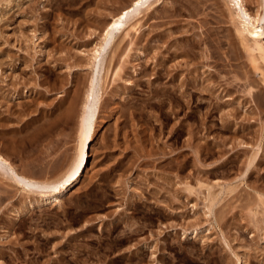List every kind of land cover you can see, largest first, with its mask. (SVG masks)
Instances as JSON below:
<instances>
[{
  "label": "rangeland",
  "instance_id": "obj_1",
  "mask_svg": "<svg viewBox=\"0 0 264 264\" xmlns=\"http://www.w3.org/2000/svg\"><path fill=\"white\" fill-rule=\"evenodd\" d=\"M133 1L0 0V155L20 175L77 160L94 49ZM237 20L228 0H162L118 35L80 180L37 203L50 188L0 174V264H264V62Z\"/></svg>",
  "mask_w": 264,
  "mask_h": 264
},
{
  "label": "bare ground",
  "instance_id": "obj_2",
  "mask_svg": "<svg viewBox=\"0 0 264 264\" xmlns=\"http://www.w3.org/2000/svg\"><path fill=\"white\" fill-rule=\"evenodd\" d=\"M161 2L162 0H134L131 3L132 6L124 8L119 15L113 18L112 21H110L106 25L104 29V33L102 35V41L99 44V46L95 47L94 49L95 53L93 56L94 58H91L93 59L95 79H93L92 81L90 92H88L90 94L88 95V98L85 102L86 103L85 107L82 112L83 114H82V119H81V131H80L82 139H80L81 141V145L79 149L80 153H79L77 160H75L73 165L69 168V170L65 173V175L60 180L56 182L54 181L53 183L52 182L42 183L32 178H29L25 175L22 176L17 172L15 167L6 158L3 157V155H0V174L5 175L8 173H12L11 176L14 178V181H16L19 184L24 185L23 187L24 190L27 191L28 189L29 191L31 189H35L38 187H43L45 189L46 188L51 189V190L48 189L49 191L48 190L43 191L39 196L40 198L36 201L37 203H41L43 201H48V200L52 202H56V203L62 201V197L73 188V186L80 180V178L86 171L88 167L87 165L89 162L88 159H89V154H90L89 153L90 147L92 145V142L94 141V136H95L94 125H95L96 119H98L97 117L100 112V106H99L100 90H96L95 80H97L96 82H99V80L101 81L104 79V74L102 73L104 72V70H106V65H105V61L103 57V54H104L103 52L106 50H109L111 52L114 51V47L116 46V43L118 39L120 38L121 33L125 32L127 28L134 29L135 32L137 33L141 32L140 28L142 27H137V26H140L138 25V21H140V18H142L144 12L156 8V6H158ZM228 2L230 5L234 7L236 11V16L238 18L237 20L238 23L236 25L237 27L235 29L238 35L240 36V38H242L244 47L247 48L249 54L251 55L252 62L255 64V68H259V62H262V61L264 62V44H263L264 43V0H259V8L257 9L255 13L252 12L250 8L248 7L247 0H228ZM132 20H134V22H132ZM127 33L129 32L127 31ZM139 52L143 53L142 50H140ZM258 52L260 53V56L257 55ZM172 58H173V54H171V56L168 59L170 60ZM167 72H168L167 68L165 67L164 68L161 67L160 70L158 69L157 79L164 78L167 75ZM187 83H186L185 90L189 89L187 91L188 93L191 90V88H188ZM99 85H100V82H99ZM182 85H185V84H182ZM182 85L178 86L175 84L173 86L174 87L173 90H171L170 88L169 90H171L170 91L171 93L172 91L176 93L177 91H179V88H182ZM164 88L165 87H162L160 89L164 90ZM189 94H191V92H189ZM101 95H102V92H101ZM256 157L250 161V165L255 162ZM248 170L249 169H247V171ZM212 197L210 198L209 196L210 204L206 205V207L208 208V213L210 215L213 214V207H215L213 206L215 199L213 200ZM191 235H193V237H196L198 235L197 231L194 230L193 232H191Z\"/></svg>",
  "mask_w": 264,
  "mask_h": 264
}]
</instances>
